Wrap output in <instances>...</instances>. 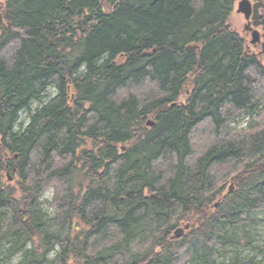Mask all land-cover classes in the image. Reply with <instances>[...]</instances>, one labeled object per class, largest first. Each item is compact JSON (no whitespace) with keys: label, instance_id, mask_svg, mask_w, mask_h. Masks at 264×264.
Returning a JSON list of instances; mask_svg holds the SVG:
<instances>
[{"label":"trees","instance_id":"obj_1","mask_svg":"<svg viewBox=\"0 0 264 264\" xmlns=\"http://www.w3.org/2000/svg\"><path fill=\"white\" fill-rule=\"evenodd\" d=\"M235 3L0 1V264H258L219 263L264 212V65Z\"/></svg>","mask_w":264,"mask_h":264},{"label":"rangeland","instance_id":"obj_2","mask_svg":"<svg viewBox=\"0 0 264 264\" xmlns=\"http://www.w3.org/2000/svg\"><path fill=\"white\" fill-rule=\"evenodd\" d=\"M0 1H3V0H0ZM250 2L254 4L255 0H250ZM236 3H235L233 14L231 15L230 20H229V25L231 26V28H233L237 32L239 36H241L245 40L246 48H247L246 50L248 51V53L250 55L259 57L260 62L264 65V55L259 54V51L261 50V46L260 45L253 46L250 43L251 33L250 32L246 33L245 28H244V26L246 25V21L243 15L238 14L236 12ZM2 24H3V21H2ZM258 31L261 34L260 28H258ZM261 43L263 44L262 40H261ZM187 90L188 89H186L185 94L182 96L181 101L185 99L187 92H188ZM47 95H49V97L51 98L52 96H54V92L49 91L47 92ZM43 98L41 102L46 101ZM40 104L41 103L39 102L32 103L30 107L31 111L29 113L21 112L19 114L16 131L21 132L27 126L29 116L32 115L38 109ZM250 121L252 122V119L250 117L241 116L240 118L235 120L234 123L231 124V126H229V129L233 131L244 130L246 129L247 126H249L248 124L250 123ZM198 142L202 143V139L198 140ZM6 177L8 178V180L10 179L8 174L6 175ZM231 184L232 182L228 180L225 183L224 191H228L229 186ZM234 191H236L235 187H234ZM52 197H53V190L50 188L44 193L43 197L39 201L40 210L42 212L48 213L49 215L53 213L49 206V204L52 201ZM219 201L220 200L218 198L216 202H219ZM215 205H217V203ZM250 219L252 220V222L248 223L244 227V230H240L237 232L240 238H245V240L248 238V243H250V246L241 245L236 248H230L229 252L227 251L226 253L222 255L221 259L219 260V263H229L232 259L237 257L239 258V261L242 263H247L253 260L254 263L264 264V212H257L253 214L250 216ZM17 261L18 259L15 258L14 260L10 261L8 264H17Z\"/></svg>","mask_w":264,"mask_h":264},{"label":"water","instance_id":"obj_3","mask_svg":"<svg viewBox=\"0 0 264 264\" xmlns=\"http://www.w3.org/2000/svg\"><path fill=\"white\" fill-rule=\"evenodd\" d=\"M260 8L261 4L259 2H256L254 4H251L250 0H240L237 4L236 12L238 14L243 15L246 22H248V27L251 30V41L250 43L253 46H256L257 44H260L261 35L258 32L257 28L261 27L262 21H261V14H260ZM0 25H2V18L0 16ZM262 52L264 54V45L261 44ZM198 46H188L186 48L187 51H196L198 50ZM147 127H153L154 123L151 121H148L146 123ZM229 192L234 191L233 183L229 186ZM189 229V225H185L184 228H178L176 231H174L173 236L176 238H179L185 230Z\"/></svg>","mask_w":264,"mask_h":264},{"label":"flooded vegetation","instance_id":"obj_4","mask_svg":"<svg viewBox=\"0 0 264 264\" xmlns=\"http://www.w3.org/2000/svg\"><path fill=\"white\" fill-rule=\"evenodd\" d=\"M244 28H245L246 33H249L250 28L248 26H246V25L244 26Z\"/></svg>","mask_w":264,"mask_h":264}]
</instances>
